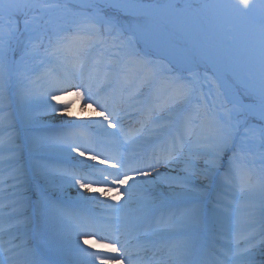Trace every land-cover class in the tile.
I'll return each mask as SVG.
<instances>
[{"label":"snow or ice","instance_id":"obj_1","mask_svg":"<svg viewBox=\"0 0 264 264\" xmlns=\"http://www.w3.org/2000/svg\"><path fill=\"white\" fill-rule=\"evenodd\" d=\"M0 264H264V0H0Z\"/></svg>","mask_w":264,"mask_h":264},{"label":"bare ground","instance_id":"obj_2","mask_svg":"<svg viewBox=\"0 0 264 264\" xmlns=\"http://www.w3.org/2000/svg\"><path fill=\"white\" fill-rule=\"evenodd\" d=\"M80 112V106H79V103L77 104V107H76V110H75V112H74V114H76V113H79ZM87 115V114H86Z\"/></svg>","mask_w":264,"mask_h":264}]
</instances>
